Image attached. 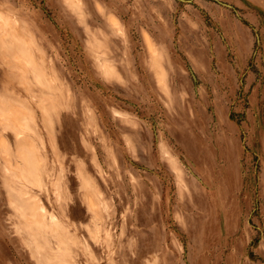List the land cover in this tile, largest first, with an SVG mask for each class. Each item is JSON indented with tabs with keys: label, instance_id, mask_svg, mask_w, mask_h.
Segmentation results:
<instances>
[{
	"label": "rangeland",
	"instance_id": "obj_1",
	"mask_svg": "<svg viewBox=\"0 0 264 264\" xmlns=\"http://www.w3.org/2000/svg\"><path fill=\"white\" fill-rule=\"evenodd\" d=\"M0 264H264V0H0Z\"/></svg>",
	"mask_w": 264,
	"mask_h": 264
},
{
	"label": "water",
	"instance_id": "obj_2",
	"mask_svg": "<svg viewBox=\"0 0 264 264\" xmlns=\"http://www.w3.org/2000/svg\"><path fill=\"white\" fill-rule=\"evenodd\" d=\"M177 1H181V2H184V0H177ZM223 5V4H222Z\"/></svg>",
	"mask_w": 264,
	"mask_h": 264
}]
</instances>
